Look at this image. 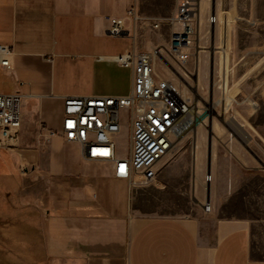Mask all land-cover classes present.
Returning <instances> with one entry per match:
<instances>
[{
	"label": "crops",
	"instance_id": "crops-1",
	"mask_svg": "<svg viewBox=\"0 0 264 264\" xmlns=\"http://www.w3.org/2000/svg\"><path fill=\"white\" fill-rule=\"evenodd\" d=\"M243 1L264 12V0L236 5ZM143 7L136 0H0V45L11 50V68L0 66V94L22 95L19 140L28 145L33 177V198L11 206L12 222L28 225L27 234L18 235L19 226L13 236L17 264L25 261V239V264H264V247L248 226L221 224L208 249L190 223L133 215V187L61 136L64 97L130 92V69L112 57L147 46L115 37L129 38L130 47L113 51L106 31L110 18L132 8L143 15ZM223 22L227 27L229 17Z\"/></svg>",
	"mask_w": 264,
	"mask_h": 264
},
{
	"label": "rangeland",
	"instance_id": "rangeland-1",
	"mask_svg": "<svg viewBox=\"0 0 264 264\" xmlns=\"http://www.w3.org/2000/svg\"><path fill=\"white\" fill-rule=\"evenodd\" d=\"M146 3L143 16L161 22V27L152 30L146 21L137 28L134 44L146 45L137 47L143 51L167 45L170 27L166 24L178 0H165L158 7ZM201 5L193 44L183 57L164 54L165 65L157 60L156 71L179 87L203 123L177 141L157 182L131 188L132 214L190 223L208 249L221 224L248 226L264 247V12L253 11L245 1L237 6L236 0H201ZM212 6L217 21L210 25ZM224 17H229L227 27ZM110 42L113 51L130 47L127 37H112ZM209 142L211 175L207 172ZM117 144L126 155V136L121 135ZM27 149L19 140L13 150H0V264L19 263L13 236L17 237L19 226L18 235L28 230L27 224L12 222L11 211L13 204L33 198L28 193L33 177ZM9 162L11 169L6 168ZM206 203L209 210L204 209ZM20 245L25 260L20 264H25L27 240Z\"/></svg>",
	"mask_w": 264,
	"mask_h": 264
},
{
	"label": "built area",
	"instance_id": "built-area-1",
	"mask_svg": "<svg viewBox=\"0 0 264 264\" xmlns=\"http://www.w3.org/2000/svg\"><path fill=\"white\" fill-rule=\"evenodd\" d=\"M154 0H136L145 3ZM197 0H178L176 10L168 20L170 27L165 47L154 46L149 51L135 47L115 55L112 60L130 69L131 89L126 96H74L63 99L61 136L66 143L80 145L83 156L93 161L109 163L113 176L124 179L129 186L151 185L173 152L175 145L190 130L191 102L169 79L160 78L156 61L163 55L178 58L193 44L197 34ZM129 19V20H127ZM158 30L161 22L137 15L132 8L126 17H113L106 31L111 37L130 36L144 22ZM217 21L210 13L209 24ZM8 46L0 45V66L11 68ZM165 65V64H164ZM22 121V95L0 94V150H13L19 141ZM54 136V131L48 132ZM125 135L127 154L122 155L117 139ZM211 179L208 176L207 181ZM209 204L204 205L209 210Z\"/></svg>",
	"mask_w": 264,
	"mask_h": 264
},
{
	"label": "bare ground",
	"instance_id": "bare-ground-1",
	"mask_svg": "<svg viewBox=\"0 0 264 264\" xmlns=\"http://www.w3.org/2000/svg\"><path fill=\"white\" fill-rule=\"evenodd\" d=\"M197 2H198V11H199V13H198V20H199L200 19V17H199V15H200V6H199L200 0H198ZM164 64H165V62H164ZM155 65H156V63H155ZM196 113L197 112H195L193 110V107H191V109H190V117H191V120L188 121L189 122V125H190V130L189 131L193 130L194 127H195V125L199 124V122L200 123H203V121H199V118L195 116ZM238 130H240V129H238Z\"/></svg>",
	"mask_w": 264,
	"mask_h": 264
},
{
	"label": "water",
	"instance_id": "water-1",
	"mask_svg": "<svg viewBox=\"0 0 264 264\" xmlns=\"http://www.w3.org/2000/svg\"><path fill=\"white\" fill-rule=\"evenodd\" d=\"M210 165H211V145L210 142L208 144V168H207V172H210Z\"/></svg>",
	"mask_w": 264,
	"mask_h": 264
}]
</instances>
